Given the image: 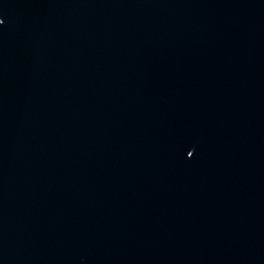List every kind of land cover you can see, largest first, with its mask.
<instances>
[{"label": "water", "instance_id": "obj_1", "mask_svg": "<svg viewBox=\"0 0 264 264\" xmlns=\"http://www.w3.org/2000/svg\"><path fill=\"white\" fill-rule=\"evenodd\" d=\"M0 20V264H264V0Z\"/></svg>", "mask_w": 264, "mask_h": 264}, {"label": "snow or ice", "instance_id": "obj_2", "mask_svg": "<svg viewBox=\"0 0 264 264\" xmlns=\"http://www.w3.org/2000/svg\"><path fill=\"white\" fill-rule=\"evenodd\" d=\"M3 23V21L2 20H0V24H2ZM190 156L192 155V153L191 152H189L188 153Z\"/></svg>", "mask_w": 264, "mask_h": 264}]
</instances>
